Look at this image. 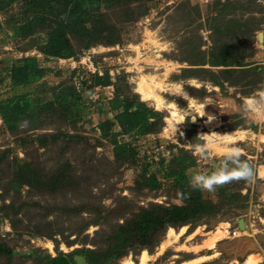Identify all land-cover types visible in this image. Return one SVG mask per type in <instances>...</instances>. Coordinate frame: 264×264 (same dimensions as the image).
<instances>
[{"label": "rangeland", "instance_id": "374dc122", "mask_svg": "<svg viewBox=\"0 0 264 264\" xmlns=\"http://www.w3.org/2000/svg\"><path fill=\"white\" fill-rule=\"evenodd\" d=\"M121 4L103 6L107 25L68 34L58 53L49 42L51 7L0 0V264H65L56 261L64 253L72 264H121L129 256L138 263L143 250L150 264L199 256L205 259L197 264H246L250 254L264 264V121L241 112L264 84V0ZM147 84L155 96L142 95ZM10 98L22 109L14 127L4 115L12 114ZM209 98L215 104L205 111L216 119L206 122L196 109ZM139 99L164 124L125 132L114 104ZM175 124L183 136L173 133ZM201 133L217 136L212 159L193 154ZM115 140L134 148L129 161L115 160ZM232 141L253 164L255 182L193 189L192 175L211 170ZM153 203L187 213L200 204L202 217L170 225L187 228L164 252L157 253L170 226L151 250L111 256L118 222ZM218 228L225 233L214 248L197 250Z\"/></svg>", "mask_w": 264, "mask_h": 264}, {"label": "trees", "instance_id": "16d2710c", "mask_svg": "<svg viewBox=\"0 0 264 264\" xmlns=\"http://www.w3.org/2000/svg\"><path fill=\"white\" fill-rule=\"evenodd\" d=\"M27 2L41 9L51 7L53 12H56L54 14L56 18L50 26L49 42L50 47H54L58 53L66 47L65 42H68L66 41L68 34H77L78 32L90 34L95 29L100 28V25H107L106 20H102L103 6L111 9L122 5L121 0H27ZM8 103L12 114L4 113V115H6L7 122L10 123V127H14L13 124H17L22 119V109L17 98H10ZM114 105L118 108L116 119L125 132L134 129L141 132L152 131L156 129L157 124H164L162 113L149 107L140 99L137 102L121 100ZM114 144L115 160L127 162L132 158L134 148L128 142L115 140ZM33 175L36 180L39 178L35 172ZM184 178H186L185 173L183 176L176 175V181L178 180L180 183H183L181 181ZM26 181H29L31 186H35L31 178ZM202 202L206 203L207 201L203 200ZM11 205L12 203H10ZM202 209L203 206L199 204L195 213H187L184 206H166L158 203L140 208L139 211L133 212L131 217H125L123 222H118L117 227L111 233V256H123L134 248L146 247L151 250L162 241L170 225L185 224L192 218H200L202 217L200 214ZM67 256L64 253L56 261L72 264Z\"/></svg>", "mask_w": 264, "mask_h": 264}, {"label": "clouds", "instance_id": "9594fccd", "mask_svg": "<svg viewBox=\"0 0 264 264\" xmlns=\"http://www.w3.org/2000/svg\"><path fill=\"white\" fill-rule=\"evenodd\" d=\"M183 97V94L177 92ZM215 101L211 98L207 99L200 108L196 109V115L199 117H207L206 122H211L216 117L205 111L206 105H214ZM241 112L245 118H252L256 122L264 121V84L258 86V89L250 96L246 97L242 102ZM28 121H23L21 127H27ZM181 122L177 123L180 124ZM173 126V133L179 132L183 136V132L177 127ZM199 141L203 143H196L193 145V154L200 160L212 159L210 145L215 143L216 137H209L205 133L197 135ZM226 141L231 140L230 136H225ZM256 179V171L253 164L244 157L242 149L235 141L219 154L218 162L215 163L211 170L200 171L192 175L190 179L191 187L195 190L207 191L209 193L215 192L219 187H223L233 182L245 181L254 183Z\"/></svg>", "mask_w": 264, "mask_h": 264}, {"label": "bare ground", "instance_id": "6f19581e", "mask_svg": "<svg viewBox=\"0 0 264 264\" xmlns=\"http://www.w3.org/2000/svg\"><path fill=\"white\" fill-rule=\"evenodd\" d=\"M148 79V78H146ZM147 81V80H146ZM149 81V80H148ZM166 82V81H165ZM154 83V82H152ZM156 84V83H155ZM165 85V83H164ZM151 85L147 84V85H142L140 86V92L142 93V95L146 98H150L155 96L154 93V89L152 87H150ZM172 86V85H171ZM158 87V86H157ZM138 88V87H137ZM162 88V87H161ZM165 88V87H164ZM169 88V87H167ZM165 91V90H164ZM179 92V91H178ZM140 93V94H141ZM141 95V96H142ZM155 99V98H154ZM159 101H161V99L158 98ZM157 100V102H158ZM164 102V101H163ZM172 102V101H171ZM160 105V104H159ZM169 105V104H168ZM174 105V104H171ZM172 116L177 114V109L175 107L172 108L171 110ZM171 115V114H170ZM179 115V114H178ZM169 117V116H168ZM175 117V116H174ZM173 121V120H172ZM171 121V122H172ZM235 132V131H234ZM231 133V132H230ZM208 135V134H207ZM232 136V135H231ZM217 137V136H216ZM237 138V137H236ZM225 142V141H224ZM221 143V142H220ZM213 145V144H212ZM211 145V147H212ZM216 145V144H215ZM219 145V144H218ZM221 146V145H219ZM218 146V147H219ZM226 146V145H225ZM216 148V147H215ZM227 148V147H226ZM221 149V148H220ZM225 149V148H224ZM219 151V149H217ZM214 151V150H213ZM221 151V150H220ZM259 173L260 175H264V168L261 166V168L259 169ZM241 222V221H240ZM227 223V222H226ZM221 226V225H220ZM245 226V225H244ZM222 227V226H221ZM243 227V226H242ZM186 228L187 226L184 225L182 226L179 230L174 229L173 227L170 226L168 233H167V237H166V241H163L158 249L159 252L157 253H161L164 252V250L166 249L168 244H171L173 241L177 240L180 236H182L185 232H186ZM226 229V228H225ZM211 232V231H210ZM209 233V232H208ZM225 232H223L222 229L218 228L216 231H214L212 234H210L209 238H207L204 242V244L202 246H198L197 244L195 246H197V250L201 249L203 247L206 248H214V246L216 245V241L219 240L223 234ZM191 234V233H190ZM222 239V238H221ZM47 244V243H46ZM48 245V244H47ZM50 246H52L51 243H49ZM183 245V244H181ZM201 245V244H200ZM179 246V245H178ZM192 246V245H191ZM190 246V247H191ZM49 247V246H48ZM172 247V246H171ZM194 247V245L191 247V249ZM169 249V248H168ZM181 249V248H180ZM195 249V250H196ZM194 250V251H195ZM196 250V251H197ZM163 255V253H162ZM196 257V256H195ZM153 258V256L147 251V250H143L142 254L140 255L139 258V262H135L133 258L126 257L125 259H123L121 264H150V260ZM207 258V257H206ZM158 259V258H157ZM205 259L204 256H199L197 258H193L190 260H185V261H181V262H174V261H170V263H161V264H197L201 261H203ZM262 260V259H261ZM260 259L253 255L250 254L246 260V264H259ZM235 264H239V263H235ZM261 264V263H260Z\"/></svg>", "mask_w": 264, "mask_h": 264}, {"label": "built area", "instance_id": "2783aa9c", "mask_svg": "<svg viewBox=\"0 0 264 264\" xmlns=\"http://www.w3.org/2000/svg\"><path fill=\"white\" fill-rule=\"evenodd\" d=\"M233 232H234V234H236V233H237V230H235V229H234V231H233Z\"/></svg>", "mask_w": 264, "mask_h": 264}]
</instances>
